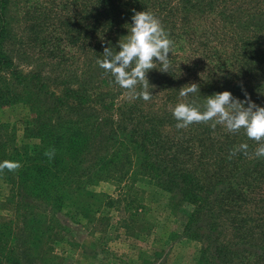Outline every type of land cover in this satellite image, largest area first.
<instances>
[{
    "label": "trees",
    "instance_id": "trees-1",
    "mask_svg": "<svg viewBox=\"0 0 264 264\" xmlns=\"http://www.w3.org/2000/svg\"><path fill=\"white\" fill-rule=\"evenodd\" d=\"M45 1L0 0V113L27 110L20 128L0 120V162L22 165L0 173V264H60L57 248L73 246L64 219L91 225L117 209L92 188L138 179L188 209L182 234L202 244V264H264L259 145L211 122L177 129L172 115L224 91L264 107V0ZM133 9L153 13L173 41L169 72L147 73V102L128 99L96 64L104 47L119 51ZM191 83L199 93L181 97ZM241 143L249 155L229 159ZM139 206L125 205L127 232Z\"/></svg>",
    "mask_w": 264,
    "mask_h": 264
},
{
    "label": "rangeland",
    "instance_id": "rangeland-1",
    "mask_svg": "<svg viewBox=\"0 0 264 264\" xmlns=\"http://www.w3.org/2000/svg\"><path fill=\"white\" fill-rule=\"evenodd\" d=\"M28 70L30 67L26 66L25 71ZM26 113L22 107L4 109L0 120L20 128ZM92 190L119 200L117 209L96 214L91 225L80 216L76 219L78 224L64 219L68 226L67 240L73 246L57 248L56 254L63 259L60 264H202V244L182 234L188 209L174 206L171 197L148 179H138L133 185L109 181ZM7 193L0 182V199ZM139 203L140 218L134 217L127 232L123 223L130 221L133 207ZM127 204L133 210L125 211ZM5 213L0 210V214ZM103 215L106 216L102 218Z\"/></svg>",
    "mask_w": 264,
    "mask_h": 264
},
{
    "label": "clouds",
    "instance_id": "clouds-1",
    "mask_svg": "<svg viewBox=\"0 0 264 264\" xmlns=\"http://www.w3.org/2000/svg\"><path fill=\"white\" fill-rule=\"evenodd\" d=\"M131 17V24L127 27V35L119 39L116 48L104 47L102 59L96 64L114 78V83L125 90L128 99L151 100L152 94L148 91L150 85L147 73L160 65L159 71L168 73L172 67L169 53L172 52L173 41L163 28L160 20L150 11L136 12ZM141 90H137V86ZM199 93V85L191 83L183 86L179 95L188 97ZM245 100L234 98L232 93L224 91L213 94L205 99L203 110L193 100L191 104L178 103L172 109V115L177 121V129H185L192 124H208L216 128L224 126L229 133H238L243 129L249 140L259 145L253 155L264 158V107L251 101L245 93ZM245 105H247L245 107ZM249 145L241 143L229 154V159L238 152L249 155ZM56 150L50 148L44 152L49 160L54 159ZM22 167L20 162L5 160L0 162V173L5 169L15 172Z\"/></svg>",
    "mask_w": 264,
    "mask_h": 264
}]
</instances>
